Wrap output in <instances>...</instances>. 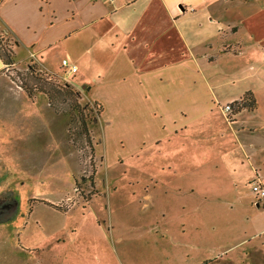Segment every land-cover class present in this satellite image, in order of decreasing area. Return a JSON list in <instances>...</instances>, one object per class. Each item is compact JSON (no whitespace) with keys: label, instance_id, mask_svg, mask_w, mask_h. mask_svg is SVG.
<instances>
[{"label":"rangeland","instance_id":"374dc122","mask_svg":"<svg viewBox=\"0 0 264 264\" xmlns=\"http://www.w3.org/2000/svg\"><path fill=\"white\" fill-rule=\"evenodd\" d=\"M26 55L0 22V264H264L246 171L212 137L222 111L179 135L173 103L166 131L132 99L103 115Z\"/></svg>","mask_w":264,"mask_h":264},{"label":"crops","instance_id":"0c3cea01","mask_svg":"<svg viewBox=\"0 0 264 264\" xmlns=\"http://www.w3.org/2000/svg\"><path fill=\"white\" fill-rule=\"evenodd\" d=\"M0 22L46 74L59 78L63 60L77 65L68 84L100 102L103 115L111 102L132 99L154 129L166 131L173 103L192 116L180 125L173 117L171 133L179 135L222 111L228 129L212 137L239 157L233 171H246L250 188L264 177V0H0ZM248 94L255 106L229 121L221 106ZM254 205L250 234L264 245L261 205ZM249 254L246 247L247 262Z\"/></svg>","mask_w":264,"mask_h":264},{"label":"built area","instance_id":"2783aa9c","mask_svg":"<svg viewBox=\"0 0 264 264\" xmlns=\"http://www.w3.org/2000/svg\"><path fill=\"white\" fill-rule=\"evenodd\" d=\"M114 1V0H111ZM63 67H64V75L60 78H58L60 81L67 83L69 81V76L75 72L78 71V67L75 64H71L68 60H63ZM47 74L53 75L56 77L54 73L48 72ZM57 78V77H56ZM234 102H230L227 104H224L222 107L227 119L229 121H232L235 119V109H234ZM251 190L252 193L256 196V203L259 205L264 206V177L257 174L252 180H251Z\"/></svg>","mask_w":264,"mask_h":264},{"label":"trees","instance_id":"16d2710c","mask_svg":"<svg viewBox=\"0 0 264 264\" xmlns=\"http://www.w3.org/2000/svg\"><path fill=\"white\" fill-rule=\"evenodd\" d=\"M247 101H251L249 104ZM253 99L250 97V95L248 94L246 97H245V101L243 103H238L236 102L237 106H236V110H235V114L236 112H239L243 107H246V106H250V107H254L255 106V101L253 103Z\"/></svg>","mask_w":264,"mask_h":264},{"label":"water","instance_id":"95a60500","mask_svg":"<svg viewBox=\"0 0 264 264\" xmlns=\"http://www.w3.org/2000/svg\"><path fill=\"white\" fill-rule=\"evenodd\" d=\"M5 66L3 59L0 57V69Z\"/></svg>","mask_w":264,"mask_h":264}]
</instances>
